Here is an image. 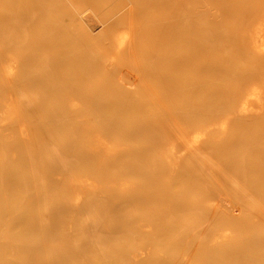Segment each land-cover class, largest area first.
Masks as SVG:
<instances>
[{
	"label": "bare ground",
	"instance_id": "1",
	"mask_svg": "<svg viewBox=\"0 0 264 264\" xmlns=\"http://www.w3.org/2000/svg\"><path fill=\"white\" fill-rule=\"evenodd\" d=\"M0 75V92L12 81L28 103L44 91L23 111L39 118L26 127L31 147L23 136L10 143L17 130L0 117V264H74L61 226L72 210L82 212L69 227L83 231L80 250L101 255L77 264L124 253L122 264H264L252 216L264 203V165L247 155L264 158V0H0ZM69 96L81 107H68ZM94 131L119 141L106 164L96 163L101 139L96 153L74 143ZM61 135L62 148L50 143ZM117 165L106 199L85 195L71 208L55 195L46 222L36 195L60 179L14 198L35 186L38 168L23 174L31 166L47 175Z\"/></svg>",
	"mask_w": 264,
	"mask_h": 264
},
{
	"label": "rangeland",
	"instance_id": "2",
	"mask_svg": "<svg viewBox=\"0 0 264 264\" xmlns=\"http://www.w3.org/2000/svg\"><path fill=\"white\" fill-rule=\"evenodd\" d=\"M12 14H14V12ZM102 16H104V15H102ZM81 25L83 26V24H81ZM78 27H77V25L73 26V28L76 31L78 30ZM24 38H25V40H27L26 38H28V34H27V36L25 35ZM5 80H6V76L0 75V83L4 82ZM100 80H101V78H99V77L93 78L88 83V88L92 89V87L99 85ZM22 91H26L25 88H20V89L14 88L12 85V81H11V86L9 88H7L5 91L0 92V105L2 106L1 110H0V117L3 119L4 123L12 122L11 127H13L14 129L17 130V133H12V132H10L11 130L8 131V133H9L8 141L10 143L16 142L17 139H19L20 137L23 136L27 140V145H28L27 147H29V146L31 147L33 145V143L36 142V135L33 134L32 131L26 129V127L31 126L33 124V121H37V120H39V118L27 117L26 115H24L23 111H24V109H27L30 107H37V106L41 105L40 103H41V99L43 97L44 91H43V89H36L34 91H30L31 93L29 95L33 98V101H31L29 103L20 98V94H22L20 92H22ZM67 101L68 102L66 105L68 107H72V108L73 107H81V105H82L81 100H78L76 96H69ZM7 102L9 104V107L6 106ZM3 110H5L4 113H3ZM44 115H46L45 112H40L37 116L42 117ZM83 115H85V114H82V112H79L77 117H75V119L77 121L83 120ZM87 121L88 122H87L86 126L94 125L89 120H87ZM21 129H25L27 132L22 133ZM29 131H30V133H29ZM58 138H60V139H58L56 141L53 140L50 143L54 142L55 144H57L59 147L62 148V144L64 145L65 143H67L68 138L66 136H62V135L59 136ZM99 139H101L103 141V146H106V148H105V150H102L100 152L101 154L99 153L100 156H97L96 163L106 164L109 162V160L111 158V148L112 147L115 148V147H117V144H119V141H117L115 138L106 137L102 134L100 135L99 132L94 131L89 136L83 135V136H79V137L75 138L74 143L80 144L81 146L83 144V147L88 149L89 152H91V153L95 152L96 153ZM242 150H244V149L242 148ZM253 151L254 150L248 149V151H247L248 158H251V160L254 161L255 165H258V166L263 168L264 158L260 154H257L258 153L257 150L255 152H253ZM26 155L30 159L32 157L31 151L26 149ZM18 160H20V159L17 158L16 161H18ZM39 164H41V166L42 165L43 166H50L48 153L46 155H44V154L42 155L41 161L39 162ZM31 165H33V164H31ZM36 168H38V172H37V176H36L37 181H36L35 186L33 188L30 187L28 189H24V191H22L21 193L16 194L17 196L15 195L14 198H16V200L18 202L19 201L20 202L26 201L28 199V197H30V196H26V195H29L30 193L33 195L35 193V187H37L38 185L39 186L48 185L50 180L60 179L61 180V186H59L57 188L46 189L42 193L36 195V197H37L36 208L38 210H42L41 216L44 218L43 222H46L47 221L46 217L48 218V216L50 215L49 213L51 212V209H50L51 207H50V205H48V203L51 199H53V197L55 195L59 196L60 194L66 193L68 195V199L66 201L63 199L62 203L71 207V208H74V207L80 205L79 203L82 201V197H84L85 195H87V198H85L87 203L90 202V201H88V199H90V198L93 199L94 197H103L104 199H106L108 196V195H106L107 191L110 189V187L116 185L117 179L119 177H122L121 176V174H122L121 168L122 167L119 165H117L115 168L107 170V173H105V174L101 173L100 170L97 169L96 167H93L92 169L90 168V171H87V170H89L88 168H83V167H79V166L71 167V168L65 169V170L55 168L54 171L50 172L47 175L42 174L40 166H38V167L31 166V167H28L27 171L23 172V174L29 176L30 178H33L35 170H37ZM262 171H264V168ZM260 189L262 192H264V187L261 186ZM27 190H30V191H27ZM79 196H81V197L79 198ZM86 206H87V204H85V205L83 204V208ZM88 206H89V204H88ZM95 209L98 210V208H95ZM81 214H82V212L72 210V212L69 215H66L64 217V219L61 221V226L64 228V230L66 229V230H69L71 232V237L69 239L70 240V247L69 248L72 249L73 251H75L76 254L78 253L76 255L77 257H76V261L74 264H77L76 262H78L80 260V258H82V257H87V256L88 257H91V256H97L98 257V256H101L100 253L97 251V248H94V246H92V248L89 250V252L83 253L82 250H80V246H79L80 243L85 241V239L83 238L84 236H82L83 231L77 232V230H76V232H74L75 229L71 230L69 228V227L74 226L76 224L82 223L83 218L81 217ZM93 214L96 215L97 211L95 210V212H93ZM252 216H255V219L258 221V225L254 229V231L264 234V203L263 202L257 206V209L252 214ZM103 231L107 232L105 229H103ZM129 233H130L129 231H123V232L115 233V234L118 236H125ZM78 240H80V241L74 243V241H78ZM72 241H73V243H72ZM56 243L59 246H61V245L64 246V239L63 240L59 239L56 241ZM141 246L142 245L140 243H137L132 248L142 250ZM257 250L264 252V245L257 247ZM127 254L128 253H124L123 257L120 255L117 258H114V260L111 258L112 256L109 258L108 257H106L104 259L102 258L101 262H99L98 264H102V263L103 264H109L110 262H111V264H122L121 260ZM162 254L166 255L165 253H162ZM261 255H264V254H261ZM106 260L108 262H106ZM87 264H91V263L88 261Z\"/></svg>",
	"mask_w": 264,
	"mask_h": 264
}]
</instances>
